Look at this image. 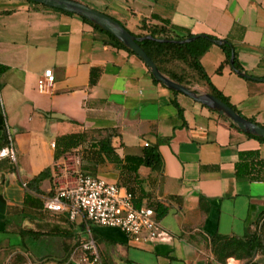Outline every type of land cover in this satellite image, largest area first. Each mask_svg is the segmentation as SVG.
I'll use <instances>...</instances> for the list:
<instances>
[{
  "label": "crops",
  "instance_id": "crops-1",
  "mask_svg": "<svg viewBox=\"0 0 264 264\" xmlns=\"http://www.w3.org/2000/svg\"><path fill=\"white\" fill-rule=\"evenodd\" d=\"M76 1L135 36L158 26L178 37L227 42L242 72L260 80L235 72L214 41L200 63L230 104L264 127V0ZM47 69L53 84L39 92L38 78ZM174 92L154 82L136 54L81 17L28 0H0V143L7 136L16 152L15 163L0 160V264L70 257L87 237L84 220L70 222L44 208L58 185L73 182L72 162L67 155L54 160L52 146L72 133L91 140L112 133L120 157L157 147L162 162L160 173L138 169L143 192L169 207L157 220L161 236L136 242L118 228L90 224L103 264H216L210 237L241 236L264 211V179L235 175L240 153L255 152L264 161V142ZM46 168L52 180L40 182L41 193L26 190ZM95 176L120 185L119 169L108 161ZM226 264L240 263L229 258Z\"/></svg>",
  "mask_w": 264,
  "mask_h": 264
},
{
  "label": "trees",
  "instance_id": "trees-1",
  "mask_svg": "<svg viewBox=\"0 0 264 264\" xmlns=\"http://www.w3.org/2000/svg\"><path fill=\"white\" fill-rule=\"evenodd\" d=\"M60 12L74 15L63 11ZM81 19L96 30L106 33L118 47L134 54L107 31L84 18ZM147 35L151 36L153 39H144L139 42V45L162 74L189 88H192L190 77L194 75V78L206 88L207 93L222 100L240 114V112L230 104L229 100L211 84L208 75L200 63V57L212 44L211 40L217 41L216 38L208 35H203L205 37L198 35L199 37H196L197 35L190 33L186 36L178 37L173 35L166 28L158 26H148L146 27V32L138 36L142 37ZM193 37L196 38L187 43L177 42ZM162 39L169 41H159ZM220 46L225 53L224 62L229 64L232 59L233 70L240 74L242 69L235 61L232 47L225 41ZM220 69L221 67L219 70ZM153 80L158 83L154 78ZM174 94L178 93L174 92ZM173 104L178 109L179 114H181V109L175 100ZM221 117L224 118L223 116ZM230 126L237 129L232 123H230ZM247 136L264 142L263 138L250 134H247ZM112 137V133H107L104 137L96 140L88 139L83 133H72L59 136L54 143V160L57 161L60 157L68 154L75 155L79 158L80 171L91 176H95L96 167L103 164L105 161L113 163L119 169L120 186L129 194L134 206L136 208L142 206L149 207L153 209L156 219H161L169 212V207L159 201L150 200L148 198L147 194L141 189L142 181L138 175V169L141 166L149 168L152 172L160 173L162 162L157 147L145 146L141 156L125 155L124 157H120L112 144ZM7 144L8 137L6 136L3 142L0 143V148ZM235 175L238 180L262 181L264 179V161L260 159L255 152L240 153L239 160L235 164ZM45 179L52 180L50 168L44 169L24 186L28 191L41 193L38 186L40 182ZM53 196L54 191L49 194L48 198H52ZM143 200H146L145 204H143ZM78 244L79 240L74 244V248H76ZM209 247L216 264H226L229 258H233L240 264H258L259 259L264 256V211L243 235L227 236L215 234L209 239ZM68 259L69 254L62 259L55 260L46 258L44 260H39V264H65Z\"/></svg>",
  "mask_w": 264,
  "mask_h": 264
},
{
  "label": "built area",
  "instance_id": "built-area-1",
  "mask_svg": "<svg viewBox=\"0 0 264 264\" xmlns=\"http://www.w3.org/2000/svg\"><path fill=\"white\" fill-rule=\"evenodd\" d=\"M53 81L52 70H45L38 78V91L44 92ZM1 159L16 162V152L10 139L7 145L0 148ZM66 159L73 164L69 168L73 182L58 185L54 196L45 201L44 208L50 212L64 213L70 222L82 219L89 227L87 237L79 241L65 264H103L91 235L90 224L118 228L136 242H152L161 236L153 209L145 206L136 208L122 186L82 173L78 157L68 154ZM4 264H39V261L26 258L22 262L8 260Z\"/></svg>",
  "mask_w": 264,
  "mask_h": 264
},
{
  "label": "water",
  "instance_id": "water-1",
  "mask_svg": "<svg viewBox=\"0 0 264 264\" xmlns=\"http://www.w3.org/2000/svg\"><path fill=\"white\" fill-rule=\"evenodd\" d=\"M36 4H40L52 9H57L63 12L71 13L77 15L81 18L86 19L89 22L99 26L103 30L107 31L113 35L117 40L124 44L129 50L136 54L148 67L153 78L166 86L167 88L185 94L189 96L196 102H199L211 110L216 111L219 115L223 116L230 123H232L238 130L243 133L250 134L256 137L264 139V127L260 126L247 118L243 117L241 114L237 113L230 106L224 103L222 100L217 97L207 93V92H198L189 87L181 85L169 77L162 74L153 61L148 57L145 51L140 47L139 42L144 39H153L151 36H135L131 34L122 24L113 18L105 15L104 13L98 12L89 6L76 1V0H28ZM202 37H205L201 35ZM199 37V36H196ZM196 37L177 41L178 43H187L195 39ZM159 41H169V40H159ZM216 44L221 45L224 43V40H211ZM232 66V59L230 61ZM240 75L244 78L260 80L258 78H252L249 75L241 72Z\"/></svg>",
  "mask_w": 264,
  "mask_h": 264
},
{
  "label": "rangeland",
  "instance_id": "rangeland-1",
  "mask_svg": "<svg viewBox=\"0 0 264 264\" xmlns=\"http://www.w3.org/2000/svg\"><path fill=\"white\" fill-rule=\"evenodd\" d=\"M190 81H191V86L193 90H196L198 92H207L206 91V88L200 84V82H198L195 78H194V75H192L190 77ZM75 156V155H74ZM258 264H264V256L261 257V259H259V262Z\"/></svg>",
  "mask_w": 264,
  "mask_h": 264
}]
</instances>
